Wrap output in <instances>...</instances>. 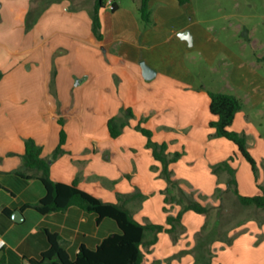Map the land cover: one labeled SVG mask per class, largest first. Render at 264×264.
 Here are the masks:
<instances>
[{
    "label": "crops",
    "instance_id": "obj_1",
    "mask_svg": "<svg viewBox=\"0 0 264 264\" xmlns=\"http://www.w3.org/2000/svg\"><path fill=\"white\" fill-rule=\"evenodd\" d=\"M75 1L52 3L26 30L31 0H0V239L5 242L0 264L39 259L49 247L47 232L59 237L70 259L80 247L94 250L103 239L119 232L113 220L98 219L74 206L47 215L31 208L45 191L36 185L38 180L15 174L22 163L24 141L32 138L42 148V158H50L59 142V120L64 122L66 141L62 155L51 164V179L64 184L76 181L79 189L114 204L119 195L140 193L143 199L137 194L120 201L140 224L167 227L163 191L168 184L160 176L161 164L146 147V138L135 130L139 123L152 132L154 142L167 144L169 154L182 153L169 167L180 187L212 197L217 187L226 185L217 183L211 166L230 156L241 195H259V186L264 187L260 135L247 142L256 161V178L232 142L209 138L214 130L208 124L214 117L208 92L216 90L208 82L210 72H216V55L201 50L206 34L193 23L198 0L184 5L178 0H149L148 22L141 20V0H114V11L102 0L101 40L92 32L91 19L98 0ZM53 4L62 5L66 26L46 23ZM82 14L88 25L78 23ZM141 62L155 71L152 79L143 78ZM192 63L199 71L192 67L191 72L188 65ZM200 63L207 66L204 73ZM241 71L225 74L226 86L241 92L239 83L231 82ZM247 73H242L245 79H255ZM249 86L234 95L243 107L230 127L246 136L251 119L245 99L255 100L258 93L254 83ZM128 108L133 118L120 136L112 138L108 119ZM171 206L168 213L175 216L178 207ZM203 221L204 215L185 212L181 219L185 233L176 241L159 233L155 244L142 249V264H194L189 250L196 244L194 237ZM228 236L230 244L214 243L211 249L217 264H264V219L249 218ZM178 255L182 256L174 258Z\"/></svg>",
    "mask_w": 264,
    "mask_h": 264
},
{
    "label": "trees",
    "instance_id": "obj_2",
    "mask_svg": "<svg viewBox=\"0 0 264 264\" xmlns=\"http://www.w3.org/2000/svg\"><path fill=\"white\" fill-rule=\"evenodd\" d=\"M57 1L59 0H31V7L25 17V29L30 30L43 11ZM178 1L180 5L188 2V0ZM148 4L149 0H141L140 2L139 13L143 22L150 20ZM102 7V0H98L91 15L92 32L98 40H101L102 37L99 20V10ZM115 9L116 4L114 3L111 10L114 11ZM259 60L264 63V54ZM54 73L52 71L51 86L54 80ZM208 96L210 99L209 111L214 117L208 124L209 128L214 130L213 134L209 135V138H224L232 142L237 147L240 155L249 164L256 178L257 165L247 148L245 134L230 130L235 115L242 110L241 101L234 95L220 92L209 91ZM131 118H133V113L129 108L121 110L120 115L109 118L107 121L109 135L112 138L120 136L123 129L129 125ZM58 123L61 126L59 142L50 158H42V148L32 138L24 141L22 163L19 169L15 171V174L25 180H38L45 191L44 196L31 208L41 215H47L53 212H61L74 206L84 212L95 214L98 219L109 218L113 220L117 224L119 232L103 239L94 250L80 247L74 259L69 258L59 242V237L56 234L47 232L49 247L41 253L39 259L31 260L32 264H142L144 258L142 249L148 250L150 246L155 244L159 233L165 232L171 236L173 241L177 240L180 235L178 229H182L181 219L185 212L191 211L199 215H207L209 213L207 206L187 198L184 190L180 187H178L179 198L169 194L171 189L177 188L176 186L179 184L177 180L173 179L169 167L181 158L182 153L169 154L167 144L154 142L152 140V132L141 127L140 123L135 126V130L146 138V147L151 150L153 158L161 164L160 176L168 184V188L163 191V194H165L164 212L168 213L167 205H180L183 201L185 202L175 216L167 214L166 228L158 224H140L133 218L132 213L120 204L123 198H130L137 194L143 199L144 197L138 192L131 196L119 195L118 203L114 204L103 202L79 189L76 181L71 184L53 181L50 176L51 164L62 155V146L66 141V133L63 129L64 122L59 120ZM233 160L234 157L230 156L226 160L211 166L212 174L215 176L220 173L226 174V191L232 192L241 207L264 209V187L259 186L261 194L255 196H243L238 192L235 170L230 166V162ZM196 236V244L189 251L194 255V264H211L210 244L214 241V234L209 233L203 236L198 233ZM221 241L226 244L231 243V240L226 237L221 238Z\"/></svg>",
    "mask_w": 264,
    "mask_h": 264
},
{
    "label": "rangeland",
    "instance_id": "obj_3",
    "mask_svg": "<svg viewBox=\"0 0 264 264\" xmlns=\"http://www.w3.org/2000/svg\"><path fill=\"white\" fill-rule=\"evenodd\" d=\"M75 2L80 1L76 0ZM195 5L197 12H195L193 23L206 34L201 50L208 49V51H212L213 56L216 55L213 65L216 72H210L208 86L216 91L240 95L247 86L254 83L255 89L258 92L256 99L251 100L249 97L245 99L248 101L247 114L251 119V128L248 129L249 135L245 136L246 141L249 143L253 139L256 140L257 136L260 135L261 142L264 144V86H262L264 85V63L259 60L264 54V0H198L195 2ZM50 11L47 14L49 15L47 24L53 27L66 26L67 22L62 13V5L53 4ZM77 21L81 25L89 24L83 14ZM201 63L202 70L200 69V71L204 73L208 69L206 65L202 66ZM188 67L190 69L195 67L194 63L188 65ZM238 68H242L240 76L248 72L247 75L254 76L253 78H255L246 77L245 79L244 76L243 79H239L240 76L237 80L233 78L231 82L233 85L239 83L238 88L241 89V92L234 91L226 86L227 80L223 79L225 74L227 76L229 72H233L234 69L237 70ZM192 71L194 72L193 69H191ZM197 71H199V68L195 69V72ZM236 128L238 129L239 127L236 126ZM261 165L264 166L263 164ZM226 179V174L220 173L217 176V183L224 184ZM36 185L42 187L38 182H36ZM176 187L171 189L169 194L179 198V184ZM180 188H183L187 198L196 200L200 204L205 202L209 209V213L204 215L203 224L197 234L200 233L203 236L209 233L214 234L215 238H213L214 241L210 244V250L214 243H223L224 241H221V238H228L229 232L237 228L243 221L252 217L264 219V209L255 210L253 207H248L247 209L241 207L232 192L226 191V187H217L216 192L214 191L212 197H210L211 199L197 194L191 187ZM216 202L218 203L216 204ZM184 204L185 202L183 201L180 205L175 206L180 210ZM172 208L173 206L168 205V212L172 211ZM185 231L186 229L183 225L182 229H178V233L180 234L185 233ZM196 235L194 237L195 241ZM181 256L178 255L174 258H180ZM192 256L194 258L193 254ZM215 258V253L211 252V264L214 262L215 264L218 263Z\"/></svg>",
    "mask_w": 264,
    "mask_h": 264
},
{
    "label": "water",
    "instance_id": "obj_4",
    "mask_svg": "<svg viewBox=\"0 0 264 264\" xmlns=\"http://www.w3.org/2000/svg\"><path fill=\"white\" fill-rule=\"evenodd\" d=\"M140 66H141L142 76L145 80H150L154 77L155 71H153L151 68L145 65V63L141 62ZM17 214H20V213L19 212L15 213V215ZM13 219L17 221L16 218L13 217ZM23 264H32V263L30 261L25 260Z\"/></svg>",
    "mask_w": 264,
    "mask_h": 264
},
{
    "label": "built area",
    "instance_id": "obj_5",
    "mask_svg": "<svg viewBox=\"0 0 264 264\" xmlns=\"http://www.w3.org/2000/svg\"><path fill=\"white\" fill-rule=\"evenodd\" d=\"M104 4L106 7H108L110 10L112 9V6L114 4V0H104ZM5 246V242L0 239V250Z\"/></svg>",
    "mask_w": 264,
    "mask_h": 264
}]
</instances>
